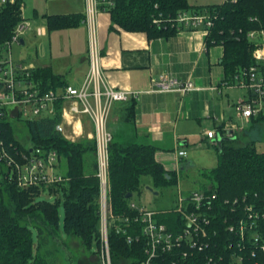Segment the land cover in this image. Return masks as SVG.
Segmentation results:
<instances>
[{
	"label": "trees",
	"instance_id": "trees-1",
	"mask_svg": "<svg viewBox=\"0 0 264 264\" xmlns=\"http://www.w3.org/2000/svg\"><path fill=\"white\" fill-rule=\"evenodd\" d=\"M111 1L99 8L100 12L110 15L112 26L116 25L126 31H142L148 37L167 38L175 35L176 18L181 12L208 14L213 24L206 37V46L222 47L221 64L230 84H233L237 75H241V71L255 63L252 57L255 42L247 36V32L262 31L264 43V0H225L222 4L207 6H190L187 0ZM21 8L22 0L0 7V46L10 38L15 26L23 19ZM45 19L47 30L50 31L76 27L84 21L85 15L47 14ZM31 74L44 90H54L66 85L61 76L55 75L50 67H36L31 70ZM55 111L56 115L52 118L23 122V126L27 130L31 147L56 152L58 162L64 163L65 180L27 189L19 188L6 180L0 182V264H51L43 253L40 254L44 232L59 240H64V236L76 237L88 250L98 255L100 253L99 183L96 177L95 142L81 138L69 141L64 138L55 129L56 124L61 121L59 103L56 104ZM262 121V115L251 119L254 124ZM10 126L7 121H0V140L5 150L11 153L12 147H16L27 152L26 147L15 139ZM217 133L223 136L222 126L217 128ZM220 146L216 166L202 174L212 183L209 190L202 192L215 195L212 201L215 215L213 222L218 230L222 227V214H227L232 219L229 206L225 208L224 201L231 202L243 195L251 199H264V152L257 150L256 140L244 144L228 140L223 141ZM153 154L151 147L121 146L111 141L109 172L114 216L126 217L135 213L129 207L130 198L126 196L139 192L144 177H150L154 187L174 179L155 162ZM88 156L91 157V162ZM42 195H55V204L39 200ZM60 200L64 208L62 225L58 216ZM154 220L165 224L174 232L177 230L176 224H180L178 215L171 210L158 212ZM33 229L36 230L37 240L34 238ZM230 236L231 239H236L234 235L223 232L221 234L223 239ZM108 245L111 264H133L145 258L141 238L137 242L126 244L122 237L109 230ZM159 261L160 257L155 264H160ZM177 264H204L203 255L196 254Z\"/></svg>",
	"mask_w": 264,
	"mask_h": 264
},
{
	"label": "built area",
	"instance_id": "built-area-1",
	"mask_svg": "<svg viewBox=\"0 0 264 264\" xmlns=\"http://www.w3.org/2000/svg\"><path fill=\"white\" fill-rule=\"evenodd\" d=\"M16 0H0V7L13 4ZM85 23L89 30L90 67L82 85L78 88L66 85L61 91L44 90L40 82L32 77V68L14 63L10 58L11 46L19 44L21 36L31 30L24 18L15 26L10 38L0 46V121H35L45 119L55 113L57 102H71L69 110L73 114H85L93 123L97 153L96 177L99 183V211L101 264H111L108 232L122 237L126 244L143 240L145 258L133 264H155L160 257V264L168 262L177 264L203 255L204 264H264V199L250 198L243 195L229 202L231 218L222 214V227L214 225L213 193L193 191L187 195L179 192L176 206L172 212L178 215L180 224H176L174 232L165 224L154 220L157 212L129 203L135 212L133 215L114 216L109 203V145L112 135L106 128V122L112 104L126 101L128 91L114 89L100 77L95 48V16L101 11L99 6L110 4L111 0H84ZM23 12V8H21ZM212 19L208 14H192L181 12L176 18V30L183 28L202 29L208 34L212 27ZM41 34V29L36 30ZM247 36L255 42L252 57L255 63L241 75L235 77L233 84L224 81L225 87L246 89L247 96L238 100L235 105L236 117L240 121H248L264 116V43L262 31L247 32ZM152 90L179 91L182 93L194 90L190 81L180 83L169 75H160L153 81ZM102 85V87H100ZM64 118L66 113L63 112ZM238 128L237 122L222 126L223 134L232 133ZM55 129L62 133L61 123ZM205 137L214 139L218 134L211 130ZM12 146V144H11ZM7 153L0 140V182L6 180L17 187L27 189L32 186H48L65 180L64 176L55 172L58 157L55 151L26 147L27 152L12 147ZM184 150L178 151L184 157ZM217 211V210H215ZM109 213V214H107ZM222 230V231H221ZM221 231V232H220ZM134 232V233H132ZM227 233L232 237L221 238Z\"/></svg>",
	"mask_w": 264,
	"mask_h": 264
},
{
	"label": "crops",
	"instance_id": "crops-1",
	"mask_svg": "<svg viewBox=\"0 0 264 264\" xmlns=\"http://www.w3.org/2000/svg\"><path fill=\"white\" fill-rule=\"evenodd\" d=\"M52 1L56 6L47 10L45 17L47 14L85 15L84 0ZM187 1L190 6H207L222 4L225 0ZM57 3H61L60 6H57ZM44 20V26H38L42 32L37 34L35 31L36 36H48L50 31L67 32L70 33L76 48L80 42L79 33L83 36L81 48L77 49L76 54L72 55L60 70L56 71L47 61L33 60L28 62L27 66L32 69L50 67L55 75L61 76L66 85L80 87L90 67V39L85 19L76 27L50 31L47 30L46 19ZM94 25L97 51L95 53L100 77L110 87L129 92L126 101L114 102L109 108L106 128L114 143L121 146L151 147L154 150L155 162L174 178L180 179L182 174L190 172L192 179L205 180V175L202 174L216 166L220 150L217 142L220 135L209 139L205 137V132H217L218 127L237 122V129L229 133V136L227 133L220 137L226 138L224 142L233 137L229 141L236 140L244 144V138H248L250 143L253 133H257L264 125V121L254 124L251 120L240 121L235 118L234 103L244 99L247 92L222 84L227 81L221 64L222 47H207V33L202 27L179 29L175 35L167 38L148 37V34L142 31H126L116 25L112 26L110 15L104 11L95 16ZM24 43L25 39L21 38L18 45ZM165 74L180 83L190 81L194 90L186 93L152 90L153 81ZM63 87L54 90L61 91ZM57 103L60 104L59 123L63 127L64 138L69 141L80 138L93 141L94 128L89 117L67 112L71 102L60 100ZM63 112L66 113V118ZM55 115L56 111L48 118ZM179 150H184L186 155L179 157ZM206 152L213 162L208 160L205 163L200 158V155ZM55 172L61 175L65 173L63 162L57 163ZM211 186L208 185L204 189L209 190ZM193 191L198 190H194L192 186L181 189L184 194ZM147 210L159 212L154 209Z\"/></svg>",
	"mask_w": 264,
	"mask_h": 264
},
{
	"label": "rangeland",
	"instance_id": "rangeland-1",
	"mask_svg": "<svg viewBox=\"0 0 264 264\" xmlns=\"http://www.w3.org/2000/svg\"><path fill=\"white\" fill-rule=\"evenodd\" d=\"M23 2V12L22 16L26 22L29 23L31 30L26 31L21 37L25 39L24 45L13 44L11 46L10 58L14 63H24L28 64L30 61H40L51 63L53 68L57 71L60 70L63 65H65L72 55L76 54L78 48H81V40L83 36L78 33L80 42L75 48V44L71 40L70 33L67 32H49L48 36L38 37L35 31L38 26H44L45 16L47 10H51L55 2L52 0H22ZM60 6L61 3H57ZM72 32V31H68ZM72 51V52H71ZM8 122V121H7ZM10 127L13 128V135L17 141L23 144L25 147H29L30 143L28 141L27 130L23 126L22 121H11ZM241 127V126H240ZM94 137V133H93ZM245 137V136H244ZM246 142L249 141L248 138H244ZM256 140V148L258 151L264 152V125L258 129L257 133H253L250 141ZM95 141V137L93 138ZM244 141V142H245ZM96 144V143H95ZM96 146V145H95ZM201 159L206 163L210 160L207 152L206 154L200 155ZM88 156L91 162V157ZM95 157L97 163V153L95 150ZM90 173L89 167L87 169V174ZM191 173L182 174L180 179L172 178L168 183L158 185L156 187L152 186V181L147 177L142 179V184L140 186L139 192H134L129 197L131 202H134L137 206L144 207L150 210H157L159 212L173 210L176 206L178 199V194L183 190L184 187L192 186L194 190L202 191L208 185H212L210 181L199 178L192 179ZM197 177V176H196ZM109 203H111V181L109 172ZM208 189V188H206ZM181 194H184L181 192ZM187 195V194H186ZM39 200H47L50 203L56 202V197L42 195ZM62 200V199H61ZM60 200L58 206V216L59 223L62 225L64 208ZM112 212V211H111ZM109 214V213H107ZM34 238L37 240L36 230L33 229ZM44 232L43 241L40 248V254H44L45 259L51 264H101L100 253L99 255L95 252L88 250L84 243L73 236H64V240H59L52 236H47ZM123 262L119 263L122 264Z\"/></svg>",
	"mask_w": 264,
	"mask_h": 264
},
{
	"label": "water",
	"instance_id": "water-1",
	"mask_svg": "<svg viewBox=\"0 0 264 264\" xmlns=\"http://www.w3.org/2000/svg\"><path fill=\"white\" fill-rule=\"evenodd\" d=\"M230 139H233V138H229V140ZM224 140H226V138H223V137H220V136L217 137V142H218L219 148L221 147L220 145H221L222 141H224ZM130 196H131V194H128L126 197L129 198Z\"/></svg>",
	"mask_w": 264,
	"mask_h": 264
}]
</instances>
